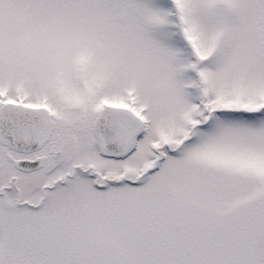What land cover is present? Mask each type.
I'll use <instances>...</instances> for the list:
<instances>
[{
    "label": "snow or ice",
    "instance_id": "6c2138e0",
    "mask_svg": "<svg viewBox=\"0 0 264 264\" xmlns=\"http://www.w3.org/2000/svg\"><path fill=\"white\" fill-rule=\"evenodd\" d=\"M0 264H264V0H0Z\"/></svg>",
    "mask_w": 264,
    "mask_h": 264
}]
</instances>
